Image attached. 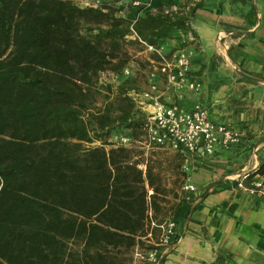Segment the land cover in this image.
Masks as SVG:
<instances>
[{"label": "trees", "instance_id": "1", "mask_svg": "<svg viewBox=\"0 0 264 264\" xmlns=\"http://www.w3.org/2000/svg\"><path fill=\"white\" fill-rule=\"evenodd\" d=\"M78 1L0 0V264H130L134 249L151 248L158 235L150 222L173 219L180 205L167 207L172 190L157 154L109 142L142 138L144 120L128 96L137 89L98 79L122 77L124 47L138 45L126 40L131 18L155 46L186 29L194 10L127 7L121 17L122 7ZM101 92L104 104L93 110ZM171 153L166 170L179 188L183 157Z\"/></svg>", "mask_w": 264, "mask_h": 264}, {"label": "crops", "instance_id": "2", "mask_svg": "<svg viewBox=\"0 0 264 264\" xmlns=\"http://www.w3.org/2000/svg\"><path fill=\"white\" fill-rule=\"evenodd\" d=\"M152 2L194 10L186 29L162 41L166 51L192 53L190 75L201 87L183 93L181 108L200 104L213 122L243 136L238 146L189 164L181 186L189 181L197 192L181 201L176 237L160 264H264V198L237 187L246 173L264 179V0Z\"/></svg>", "mask_w": 264, "mask_h": 264}, {"label": "built area", "instance_id": "3", "mask_svg": "<svg viewBox=\"0 0 264 264\" xmlns=\"http://www.w3.org/2000/svg\"><path fill=\"white\" fill-rule=\"evenodd\" d=\"M77 5L81 8L101 9L103 0H79ZM117 5L122 7L118 13L121 17L125 16L123 12L127 7L143 8L150 14L159 12L163 15H176L182 13L176 5L158 8L151 4V0H126ZM135 21L136 18H131L130 36L126 37V40L136 41L144 52L155 57L156 64L148 74L146 90L131 91L128 94L144 120L142 141H133L125 134H114L109 142L114 147L140 148L144 158H147L149 150L153 149L178 153L183 157L181 170L185 174L189 164L193 161L205 160L213 157L218 150H229L238 146L243 137L241 132L213 122L207 110L200 104H196L191 110H184L179 105L184 92L195 93L201 87L190 75L192 53L185 49L166 51L163 42L155 46L148 45L137 36L134 30ZM151 62L154 63L153 60ZM106 74L108 72L100 74L99 85L109 84L100 78L105 77ZM127 74V69H124L122 75ZM112 76L118 79L117 75L112 74ZM170 93L174 98L169 97ZM140 168L145 169L144 166ZM246 180H249L248 186L244 185ZM237 187L249 195L259 194L264 198V179L261 177L252 178L249 173H246L238 177ZM180 190L183 194L182 201L187 203L192 201L191 196L197 192L195 186L189 181H184ZM151 194L152 192L148 191V196ZM148 216L151 217L150 210ZM149 229L157 230L156 243L148 249L136 247L130 264H160L164 250L173 244L176 237L177 221L168 219L160 224L151 221ZM147 237L151 238V234L149 233Z\"/></svg>", "mask_w": 264, "mask_h": 264}, {"label": "rangeland", "instance_id": "4", "mask_svg": "<svg viewBox=\"0 0 264 264\" xmlns=\"http://www.w3.org/2000/svg\"><path fill=\"white\" fill-rule=\"evenodd\" d=\"M124 1L126 0H103V2L109 7H113V5L114 7H118L117 4L119 2H124ZM126 12L127 11L123 12V14H125ZM129 12L131 13L130 10ZM124 51L126 52L127 63L123 67V70L127 69L128 74L122 75L121 78H118L116 80L113 78L112 74L108 72V74H106L105 77L103 78L102 76L100 77L101 80H105V82H108L109 84H111L113 86V89H115V86L118 81L128 79L130 83L132 84V86H134L135 89H137L136 91L146 90L148 86V74L153 70V67H155L156 65L155 57L144 52V50L140 46L134 43L126 44V46L124 47ZM152 60L154 61V63L151 62ZM103 94L107 95L105 92H101L99 95H95V103H94L93 110H97L101 108L102 105L104 104ZM112 100H113V95L110 98V101ZM134 117L135 118L139 117V112H137V110L134 114ZM140 141H142V138L140 139ZM149 153H152L154 155L157 154L156 158H159L161 163L163 164L164 170L162 174H163L164 179L166 180L165 185L169 190H172V192L168 194V197L166 199L168 202H170L167 204V207H169L170 205L174 203L181 204L182 195L180 193V187L178 188L177 186L178 184L177 185L173 184V181L175 178L174 174L166 170V164H168L169 159L170 157H172L173 154L167 150H155V149L149 150ZM174 194L175 196H177L176 199H175ZM175 215L173 217H175ZM153 238L154 239H152L150 243L146 242L147 246H152L154 243H156L157 241L156 239H158L157 233H156V236Z\"/></svg>", "mask_w": 264, "mask_h": 264}, {"label": "water", "instance_id": "5", "mask_svg": "<svg viewBox=\"0 0 264 264\" xmlns=\"http://www.w3.org/2000/svg\"><path fill=\"white\" fill-rule=\"evenodd\" d=\"M237 73H238L240 76L244 77V78H247V79H250V80H254V81H259L258 79L253 78V77H250V76H248V75H245V74H243V73H241V72H239V71H237ZM260 81H261V80H260Z\"/></svg>", "mask_w": 264, "mask_h": 264}]
</instances>
